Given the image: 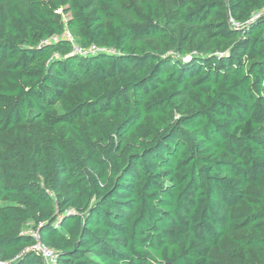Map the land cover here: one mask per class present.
I'll return each mask as SVG.
<instances>
[{
  "label": "trees",
  "instance_id": "1",
  "mask_svg": "<svg viewBox=\"0 0 264 264\" xmlns=\"http://www.w3.org/2000/svg\"><path fill=\"white\" fill-rule=\"evenodd\" d=\"M28 225L56 264H264V0H0L1 262L44 264Z\"/></svg>",
  "mask_w": 264,
  "mask_h": 264
},
{
  "label": "built area",
  "instance_id": "2",
  "mask_svg": "<svg viewBox=\"0 0 264 264\" xmlns=\"http://www.w3.org/2000/svg\"><path fill=\"white\" fill-rule=\"evenodd\" d=\"M258 17L259 16L255 15L254 13L251 19L253 20ZM231 23L234 27H239V23L234 22V21H232ZM69 35L70 34L68 30H65L64 33H62L61 35L52 36L51 38L46 39L44 42H47V41L56 42L59 38H67L72 44L71 53L84 55V56L93 55L95 53L105 51L104 48L98 47L96 45H90L88 47H83L79 45L77 42L74 43L72 38L69 37ZM24 231L32 234L35 237L36 243L31 248L35 250L37 253H39V255H41L44 261V264H56V259H57L56 251L53 248L48 247L44 243L40 242V240L38 239V233L35 230H33L29 225L24 229ZM0 264H6V263L0 261Z\"/></svg>",
  "mask_w": 264,
  "mask_h": 264
},
{
  "label": "rangeland",
  "instance_id": "3",
  "mask_svg": "<svg viewBox=\"0 0 264 264\" xmlns=\"http://www.w3.org/2000/svg\"><path fill=\"white\" fill-rule=\"evenodd\" d=\"M255 15L261 16V15H263V13H261V12H255ZM69 34H70L69 37H71L72 40H73V42L76 43V39H75L74 35L72 33H70V32H69Z\"/></svg>",
  "mask_w": 264,
  "mask_h": 264
}]
</instances>
